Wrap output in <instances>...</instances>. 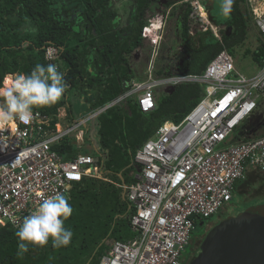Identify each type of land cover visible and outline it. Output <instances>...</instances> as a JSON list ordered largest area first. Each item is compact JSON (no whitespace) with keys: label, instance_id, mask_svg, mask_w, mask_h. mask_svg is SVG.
<instances>
[{"label":"built area","instance_id":"2783aa9c","mask_svg":"<svg viewBox=\"0 0 264 264\" xmlns=\"http://www.w3.org/2000/svg\"><path fill=\"white\" fill-rule=\"evenodd\" d=\"M182 3L191 7L189 34L211 32L221 51L200 74H160L155 62L161 20L154 39L147 32L152 20L143 27L141 36L150 46L149 73L135 76L130 88L104 108L134 98L140 112L149 114L157 107V91L182 84L201 86L203 97L179 123L163 122L136 150L134 164L140 169L131 174L134 182L124 187L134 208L129 218L133 238L109 241L97 264H181L195 219H208L230 204L236 184L246 181L249 173L264 178V135L248 133L264 103V62L250 77L238 73L201 0ZM243 7L264 45V0H244ZM44 57L60 68L55 48L47 47ZM33 113L29 125L17 122L0 132L2 227L16 229L43 197L62 191L63 185L99 176L93 155L63 160L52 149L74 132L83 139V128L95 113L65 120L64 127L55 123L57 129L50 127L52 116Z\"/></svg>","mask_w":264,"mask_h":264},{"label":"trees","instance_id":"16d2710c","mask_svg":"<svg viewBox=\"0 0 264 264\" xmlns=\"http://www.w3.org/2000/svg\"><path fill=\"white\" fill-rule=\"evenodd\" d=\"M128 1L130 10L121 27L114 0H0V80L9 73H30L36 64H50L44 52L53 47L68 88L55 105L33 111L52 116V129L59 108L66 107L67 119L71 120L73 113L66 102L70 91L84 107L83 116L103 109L130 88L135 74L128 58L143 47L145 12L155 0ZM243 2L233 0L221 33L227 49L242 45L247 38L251 19ZM181 7L177 32L184 55L176 66L184 63L178 71L197 75L221 51V45L211 32L191 36V7L187 3ZM258 43L250 55L261 66L264 45L259 39ZM202 97L201 86L182 84L162 93L155 111L149 114L140 112L135 99L126 98L96 115L92 119L97 144L94 165L101 178L85 177L67 193L73 212L64 227L73 232L71 243L61 248H53L51 240L43 247L29 245V251L18 257L16 229L0 226V264H97L108 251L109 241L132 239L129 218L134 208L124 187L134 182L131 174L138 170L135 152L163 122L179 123ZM260 135L264 130L252 134ZM52 149L64 159L78 155L74 139L65 138ZM254 177L249 173L246 184L237 183L233 198Z\"/></svg>","mask_w":264,"mask_h":264},{"label":"rangeland","instance_id":"374dc122","mask_svg":"<svg viewBox=\"0 0 264 264\" xmlns=\"http://www.w3.org/2000/svg\"><path fill=\"white\" fill-rule=\"evenodd\" d=\"M165 1L166 0H160L159 2H157L154 5L153 10L145 13V19L147 22L151 20H161V39L159 40L158 44V56L156 58L155 68L161 71L160 74H162L163 72H165V74H172L174 72V68L177 65V61L180 60L182 55H184L181 51V47L179 44V35L177 32V25L179 23L180 15L183 12V7H181L180 5L178 7L172 8L171 10L166 9L165 7H163V5L160 4ZM221 3L222 0H201V5L205 7L208 20L213 25L219 28L220 36L221 33L226 29L229 18L228 15L225 16L222 14L220 10ZM129 4L130 3L128 0H114V11L121 17V27L125 26L126 24V19L130 10V8L128 7ZM155 9H158L159 12H157ZM190 26L192 30L196 29L194 23L191 22ZM258 45L259 43L255 28L252 24H249L245 42L238 47L227 49V52L231 56L235 69L238 73L250 77L258 71L259 66L253 61L250 55ZM149 51L150 46L148 42L143 39V47L138 48L128 58L131 69L133 70L135 76H137L138 78H144L143 72L145 71L149 61ZM178 73L181 72L178 71ZM169 88L167 87L165 89L157 91V97L161 96L162 93H167L166 90H169ZM66 102L70 104V108L73 113L72 119L69 120L68 123H70L71 121L79 120L83 115L82 113H85L84 107L78 102L73 91L67 93ZM65 108H59L57 115L55 116L56 124H60L59 126L62 127H64L65 124ZM260 121H264V103L263 106L260 107L257 119L252 123V125ZM59 126L56 125L55 128L57 129ZM83 131V139H80V134H78V132L72 133L68 137V139H74L77 146H80L82 144L78 148V155L94 156V154L96 153L97 144L94 139V125L92 120L87 123L86 127L83 128ZM62 159L68 160L64 158ZM98 177H100V175ZM246 182L247 181H241L237 185H244L246 184ZM239 192L241 194H235L232 202L226 205L216 215H213L205 220L196 218L195 227L191 233L192 237L194 239L203 237L205 240V238L211 231L218 228L220 224L227 221L228 219L240 217L246 214V212H255L264 207L263 177L255 175L253 180H251L248 185L242 186V188H240ZM200 222L204 223L203 226H199ZM132 237L133 236H131V238ZM200 249L201 247L198 249L199 253L201 252ZM106 253L107 252H105L104 255ZM199 253H197V256L199 255ZM185 256L186 252H183L181 255V261H183V258Z\"/></svg>","mask_w":264,"mask_h":264},{"label":"clouds","instance_id":"9594fccd","mask_svg":"<svg viewBox=\"0 0 264 264\" xmlns=\"http://www.w3.org/2000/svg\"><path fill=\"white\" fill-rule=\"evenodd\" d=\"M232 3L233 0H222L220 10L223 15L231 12ZM67 88L64 73L55 63L36 64L30 73L6 74L0 80V132L11 130L17 122L29 125L34 119V108L55 105ZM65 116L67 119V114ZM70 187L65 184L62 191L43 197L35 209L15 226L18 257L29 251V245L43 247L51 240L53 248H61L71 243L73 232L64 227L73 212L67 196Z\"/></svg>","mask_w":264,"mask_h":264},{"label":"water","instance_id":"95a60500","mask_svg":"<svg viewBox=\"0 0 264 264\" xmlns=\"http://www.w3.org/2000/svg\"><path fill=\"white\" fill-rule=\"evenodd\" d=\"M191 264H264V207L230 218L211 231Z\"/></svg>","mask_w":264,"mask_h":264},{"label":"flooded vegetation","instance_id":"af4514ba","mask_svg":"<svg viewBox=\"0 0 264 264\" xmlns=\"http://www.w3.org/2000/svg\"><path fill=\"white\" fill-rule=\"evenodd\" d=\"M261 130H264V121H260L254 125H251V127H249L248 133L254 134L260 132ZM203 224V222H200L199 226H203ZM203 241V237L194 239L192 235L190 236L189 243L184 250V252H186V256L183 258V261H181V264H191L195 260L197 253H199L198 249L202 247Z\"/></svg>","mask_w":264,"mask_h":264},{"label":"crops","instance_id":"0c3cea01","mask_svg":"<svg viewBox=\"0 0 264 264\" xmlns=\"http://www.w3.org/2000/svg\"><path fill=\"white\" fill-rule=\"evenodd\" d=\"M160 0H155L154 2H152L149 6H148V8H147V10H146V12H149L150 10H153V7H154V5L157 3V2H159ZM183 2V0H166L165 2H162V3H160L161 5H163V7H165L166 9H172V8H175V7H178V6H180L181 5V3ZM130 3V2H129ZM128 7H130V4L128 5ZM157 12H159V10L158 9H155ZM145 12V13H146ZM184 65V63H179V68H181L182 66ZM179 68H178V66H176L175 68H174V72L175 71H178L179 70ZM65 120H67V119H65ZM83 137H84V135H83ZM76 144V143H75ZM82 145V144H81ZM80 145V146H81ZM77 146V145H76ZM80 146H77L78 148L80 147ZM99 173V172H98ZM100 175V174H99ZM98 178H101V175H100V177H98Z\"/></svg>","mask_w":264,"mask_h":264},{"label":"bare ground","instance_id":"6f19581e","mask_svg":"<svg viewBox=\"0 0 264 264\" xmlns=\"http://www.w3.org/2000/svg\"><path fill=\"white\" fill-rule=\"evenodd\" d=\"M159 29H160V27H159V23L157 22V20L149 22L148 23V27H147V32L149 33V37H151L152 39H154L155 38V35H156V32ZM148 66H149V63L147 64L146 69L143 72L144 78L149 73Z\"/></svg>","mask_w":264,"mask_h":264}]
</instances>
